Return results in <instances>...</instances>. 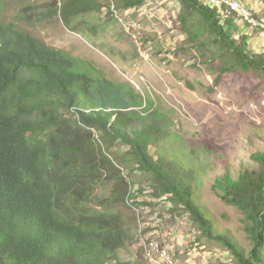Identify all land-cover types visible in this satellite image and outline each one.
Segmentation results:
<instances>
[{"label":"trees","instance_id":"obj_1","mask_svg":"<svg viewBox=\"0 0 264 264\" xmlns=\"http://www.w3.org/2000/svg\"><path fill=\"white\" fill-rule=\"evenodd\" d=\"M146 1L50 0L42 16L75 30L86 15ZM180 4L186 42L205 63L219 62L216 86L228 73L264 77V52L255 53L248 42L263 30L221 0ZM253 13L264 21V12ZM234 19L252 34L234 35ZM168 122L152 100L85 60L0 22V264H139L119 258L135 241L119 212L131 196L126 172L141 173L173 215L187 214L199 241L229 250L234 264H264V150L252 156L257 170L234 177L227 167L212 185L243 214L246 250L201 205L207 168L187 158ZM107 185L109 196L98 198Z\"/></svg>","mask_w":264,"mask_h":264},{"label":"rangeland","instance_id":"obj_2","mask_svg":"<svg viewBox=\"0 0 264 264\" xmlns=\"http://www.w3.org/2000/svg\"><path fill=\"white\" fill-rule=\"evenodd\" d=\"M49 1L0 0V22L29 31L47 45L85 60L108 80L152 100L154 110L166 112L169 131L182 139L187 158L207 168L201 205L220 231L250 250L243 214L223 202L212 185L227 167L234 177L240 170L259 168L252 156L264 150V77L228 73L216 86L219 62L205 63L186 42L178 22L180 0H147L140 8H113V14L105 8L82 17L75 30L56 18H43L42 8ZM243 2L263 14L264 1ZM234 26L236 36L252 34L238 19ZM248 38L255 53L264 52V36ZM126 176L132 183L131 196L119 212L135 241L120 250L121 262L234 264L229 250L216 242L198 240L199 232L187 214L173 215L167 201L156 199L141 173L126 172ZM110 190L111 185L102 187L98 198H107Z\"/></svg>","mask_w":264,"mask_h":264},{"label":"built area","instance_id":"obj_3","mask_svg":"<svg viewBox=\"0 0 264 264\" xmlns=\"http://www.w3.org/2000/svg\"><path fill=\"white\" fill-rule=\"evenodd\" d=\"M233 12H240V15L242 16L244 22L248 23L252 29H257L260 31V28H264V25L257 24V18L250 8H242L236 6Z\"/></svg>","mask_w":264,"mask_h":264},{"label":"bare ground","instance_id":"obj_4","mask_svg":"<svg viewBox=\"0 0 264 264\" xmlns=\"http://www.w3.org/2000/svg\"><path fill=\"white\" fill-rule=\"evenodd\" d=\"M224 4L228 6L231 10H235V7H243L242 3L239 0H221ZM213 2H217V0H213ZM257 24H262L264 25V21L257 19ZM249 25V24H248ZM250 26V25H249ZM251 27V26H250ZM261 30L264 31V28H260ZM262 47V46H261ZM261 49V48H260ZM157 252L159 253V248H157Z\"/></svg>","mask_w":264,"mask_h":264},{"label":"crops","instance_id":"obj_5","mask_svg":"<svg viewBox=\"0 0 264 264\" xmlns=\"http://www.w3.org/2000/svg\"><path fill=\"white\" fill-rule=\"evenodd\" d=\"M261 36H264V32L260 34Z\"/></svg>","mask_w":264,"mask_h":264}]
</instances>
